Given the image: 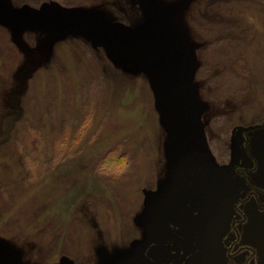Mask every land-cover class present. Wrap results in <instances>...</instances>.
<instances>
[{"label": "rangeland", "instance_id": "1", "mask_svg": "<svg viewBox=\"0 0 264 264\" xmlns=\"http://www.w3.org/2000/svg\"><path fill=\"white\" fill-rule=\"evenodd\" d=\"M151 1L225 134L216 114L241 84L256 100L264 83V0ZM88 15L136 33L150 23L145 0H0V264H132L143 195L164 182L167 109L153 85L166 62L115 51Z\"/></svg>", "mask_w": 264, "mask_h": 264}, {"label": "flooded vegetation", "instance_id": "2", "mask_svg": "<svg viewBox=\"0 0 264 264\" xmlns=\"http://www.w3.org/2000/svg\"><path fill=\"white\" fill-rule=\"evenodd\" d=\"M260 81L254 82L256 100L241 84L236 102L214 117L228 121L225 134L219 126L212 132L204 100L196 96L209 154L200 150L201 155L177 161L168 113L164 115L170 136L168 169L164 182L143 195L136 216L138 236L131 244L137 247L135 253H126L133 255L132 264H264V83ZM241 99L244 103H239ZM191 141L194 144L184 151L198 152L200 141Z\"/></svg>", "mask_w": 264, "mask_h": 264}, {"label": "water", "instance_id": "3", "mask_svg": "<svg viewBox=\"0 0 264 264\" xmlns=\"http://www.w3.org/2000/svg\"><path fill=\"white\" fill-rule=\"evenodd\" d=\"M150 23L143 33L123 26H110L94 15H88L95 31L111 32L113 41L102 38L115 51L141 58L165 60L153 85L157 98L168 107V124L173 137V155L177 161L185 155L209 154L199 120V105L191 86L194 59L179 30L163 15L157 14L151 0H145ZM84 31V30H82ZM200 141L198 152L184 151L193 139ZM191 141V142H189ZM194 144V143H193ZM203 147V148H202Z\"/></svg>", "mask_w": 264, "mask_h": 264}, {"label": "trees", "instance_id": "4", "mask_svg": "<svg viewBox=\"0 0 264 264\" xmlns=\"http://www.w3.org/2000/svg\"><path fill=\"white\" fill-rule=\"evenodd\" d=\"M111 152V151H110ZM113 153H115V152H112L111 154H113ZM105 159H108V160H111V162L113 161L114 163H119V160L118 159H116V158H114V157H109V156H107L106 158H104V160ZM112 165V164H111Z\"/></svg>", "mask_w": 264, "mask_h": 264}]
</instances>
